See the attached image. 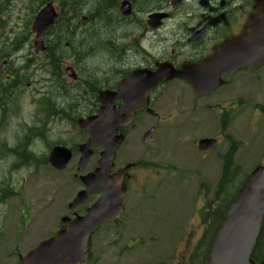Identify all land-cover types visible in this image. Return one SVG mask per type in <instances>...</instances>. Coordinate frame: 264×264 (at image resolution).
Instances as JSON below:
<instances>
[{"label":"rangeland","instance_id":"rangeland-1","mask_svg":"<svg viewBox=\"0 0 264 264\" xmlns=\"http://www.w3.org/2000/svg\"><path fill=\"white\" fill-rule=\"evenodd\" d=\"M97 1L98 6L96 2H92L90 6L84 8L85 14H88V11L91 12L92 20L89 23L87 20L85 21L87 23L86 25L80 26L84 36L88 35V39L80 52V55H84L81 57V62L84 64L89 63L93 54L97 53V50L93 52L91 49L93 39L95 38L93 36L95 32L93 26L99 24L102 19L106 18V14L108 15L111 11L109 0ZM102 3H104V7L101 8ZM38 5H40V0H35L32 6L30 0H10L6 3L4 9L7 12L12 10H15V12L9 15L5 11L0 13L1 26L12 25L15 27L13 35L9 32L11 30L10 27L5 29L0 27V56H3V53L7 52L9 58L15 62L13 63L14 67L17 65L21 66V60L25 59V51L23 49L16 51L15 49L21 46L23 41L21 34L22 32H26L27 7L29 8V13H35L36 11L32 10V8H36ZM7 35H10L11 39L14 40L12 45L11 41L6 40ZM57 35L61 36L62 32H58ZM68 40L77 41L78 34L73 36L68 33L62 41H57V51L61 49L62 51L65 50L67 59H72L71 50L67 46ZM94 63H96V60L92 61V65ZM84 64L80 67L82 71H87ZM247 75L250 78L248 81H246ZM255 75L256 73L253 75L240 73L230 80V83L225 84L218 92L209 96L207 100L199 101L200 105L214 103L215 106H221L222 104L223 107L230 109L231 118L228 125V132L239 142L235 145V148L238 150L235 164L236 166H241L242 175L244 173H250L260 161L264 160V70L258 72L256 77ZM1 80L2 78L0 77ZM172 86L174 87H170L167 91L164 90L163 94L159 96L158 109L162 114L161 122L159 123V131L154 136L151 146L156 149L154 155L155 157L157 156L159 162L163 164L174 163L175 166H181L188 170L191 179L185 182L183 188L176 180L170 186V201L172 200L175 206H182L184 201L190 200L189 194L184 190L195 193L197 185L199 188L201 187L202 182L192 181L194 179L201 178L206 181L211 189L207 199L212 198V191L215 189L220 176L221 165L220 161H218L213 168H208V170L204 171L202 164L199 165L192 160L185 162L175 150L176 148L179 149L183 155L190 158L192 156L201 158L205 167H208L207 161L212 157H219L218 154L215 156L208 155L207 157H201L192 145L191 138H188L187 141L184 139L178 140L183 132L180 133L177 131V126L181 124L179 128L193 130L192 124H188L186 121H177V119L170 121L167 125L163 123L168 119L164 113L165 109L175 105L176 102L174 99L176 97H182V94L172 97L174 93L182 92L186 95L188 93L187 86L183 83ZM27 93L30 94V92ZM73 93L75 94L74 91ZM178 101L180 100L178 99ZM183 101L185 102V100ZM186 104L190 106L191 103L186 102ZM2 109L3 103L0 101V150L3 149L5 141H7L9 146L19 144L21 140H24L22 146L28 145L33 140L34 132L31 134L28 126L32 124L35 118L36 110L34 107L27 105L23 113L20 111L14 112L9 118V121L5 120ZM211 114L214 115L213 112L208 110L204 113L205 121L208 124L207 128L200 131L187 132L189 137L220 135L219 122L214 125H211L212 120L209 122V116ZM38 118L39 121L32 126H40L42 115ZM67 120L72 122L68 117ZM20 122H26L28 125L23 127L19 124ZM200 124L194 130H198ZM51 128L54 129L55 126ZM144 129L138 126L133 131V135L136 137ZM28 133V137L25 138ZM35 140L37 141L38 139ZM53 140H55V137ZM223 144L228 147L226 140H223ZM143 149L144 147L139 149V154ZM35 150L36 154L40 156L37 153V144H35ZM9 151L0 153V264H18L20 255L25 256L41 241L55 233L59 228L61 217L65 214H70L66 208V203L72 197V190L74 188V182L70 180L71 169L63 172H54L45 164H39V167L36 166L35 164L37 162L39 163L37 160L33 161L32 166H20L17 168L15 165L17 163L15 162L19 160V155H22L21 153H15L8 157L10 154ZM217 153H225L224 147L217 151ZM205 172L207 177L205 176ZM198 173H200L199 176H197ZM148 183L150 184V180ZM12 190L13 192H11ZM159 192L160 194L162 193L160 190ZM154 194L156 193L150 189L148 191L142 190L141 195L136 198L130 197L129 210L132 209L131 206L135 205L136 213L126 215L123 221L130 222L135 228L137 226H154V222L148 223L144 219L142 220V212L140 210L152 214L151 211L155 205L170 209L165 203L158 204ZM4 198H7L4 202L5 204L2 203ZM183 210L185 211V208ZM186 214H188L187 221L193 215L192 205H189V212H186ZM180 216L183 218V214H180ZM112 238H118V232L114 231ZM112 238H108V230L106 227H102L93 237V256H91V259L86 264H129L132 256H140V250L143 247H151L147 244V239H145L143 244H136L131 251H118V244L110 245L109 243ZM176 248L177 245L174 243L173 249ZM152 254L159 256L161 253L153 248Z\"/></svg>","mask_w":264,"mask_h":264},{"label":"flooded vegetation","instance_id":"flooded-vegetation-1","mask_svg":"<svg viewBox=\"0 0 264 264\" xmlns=\"http://www.w3.org/2000/svg\"><path fill=\"white\" fill-rule=\"evenodd\" d=\"M116 1H118V19L113 18L112 23V17L108 15L104 19V28L95 30L93 34L95 38L92 47H101L107 53L104 66L100 71L88 74L87 71H82L80 65L74 64L73 71L76 76L67 80L70 87L67 92L72 90L75 94L72 92L73 94L65 99L59 98L52 101L50 108L45 110L44 124L48 127L57 120L63 122L64 112L72 113L68 117L72 123L67 125L70 132L54 133V129L51 132L57 137L55 145L68 147L72 151V159L68 167L71 166L75 171L72 174L76 177V188L79 186L84 189V184L80 180V173L83 172L77 171L78 162L83 154L80 146L87 142L89 136L87 133L80 134L82 130L78 125L79 120H76L77 123L74 122L75 114L87 118L98 113L101 107L99 101L101 93L107 90L118 91L120 83L137 70L155 71L160 63L165 62L172 63L176 68H181L186 64H202L204 60L217 54L219 46L224 41L241 35L245 31L249 17L259 13L254 0H127L132 4V11L131 14L124 15L121 11V3L124 0ZM56 8L60 11L58 5ZM155 13L165 14L159 27H154L152 24L151 16ZM214 19L216 24L211 25ZM201 22H203L202 25ZM207 23L210 26L204 28ZM72 32L82 33L81 29H73ZM53 47L48 46L49 49ZM112 59L119 60L112 61ZM231 77L233 76H224L225 84L230 83ZM147 78V75L142 76L145 81ZM140 82H142L141 78ZM180 83L186 84L187 87L190 86L187 80L180 79L167 81L158 88L150 89L145 87L144 83L125 84L121 89L122 95L116 99L117 107L125 105L126 100H129L130 104L141 106L136 110L134 122L129 127L119 125V132L125 135L126 144L123 143L118 149L115 166L111 172L113 174L117 170L130 166L124 182L132 198L138 197L141 190L152 189L154 181L158 179V174L155 173L154 152L149 146V143L153 144L155 133L151 134L146 141H144V136L151 129L155 131L158 129L159 96L164 90L167 91L170 87H174L172 85ZM190 87L189 89L193 90ZM178 94H182L181 98L185 100L191 93L186 95L176 92L172 97ZM146 95H148V103H143ZM204 99L206 98L193 96L192 107H184L186 113L190 116L196 115L194 107L200 106L199 101ZM48 117L50 118L46 121ZM138 126L145 129L135 137L133 131ZM142 142H145L146 146L139 154V149L143 148ZM101 151L102 148L94 151L85 165L84 172L93 171L98 166ZM46 156H43L45 161ZM142 166L149 170V173L143 172L147 176L145 178L134 173L135 170L142 171ZM152 190L155 191V189ZM131 207V210L128 208L125 212L126 215L136 213V206ZM107 224L108 238H112L114 231L118 232V238H112L110 243H118L119 251H131L136 244L144 242L145 239L149 243L157 242L155 226L135 228L128 221ZM147 258L153 261L155 259L154 254H149ZM134 261L135 264H141L142 258L135 257ZM152 264L167 263L154 261Z\"/></svg>","mask_w":264,"mask_h":264},{"label":"water","instance_id":"water-1","mask_svg":"<svg viewBox=\"0 0 264 264\" xmlns=\"http://www.w3.org/2000/svg\"><path fill=\"white\" fill-rule=\"evenodd\" d=\"M55 18L56 13L51 4L42 9L36 16L34 27H36L38 32L37 39L39 43H41L42 36L54 22ZM253 32L263 35L264 37V17ZM252 33L250 32V34ZM246 39L247 34L240 38V44H235L236 48H234V50L238 51V55L242 52H249L250 57L256 56V58L264 55V43L257 44L254 47H249L248 45V51L242 50L245 46L247 47ZM242 41L245 42L243 46L241 44ZM240 59H244V57ZM246 59L250 58L246 57ZM236 62L237 60L234 57L233 59L223 60L222 63H217V66L213 67L216 70L215 72L203 74L201 77L198 76L200 77L199 80L194 83L196 88L201 90V88L206 86V91L213 89L220 83L218 81L221 71L236 68ZM213 63H215V61ZM177 75L181 76L182 72L176 71L172 67L160 68L154 78L153 84L157 85L164 79L172 78ZM122 87L121 84L120 93L117 95H104L102 97V100L107 106L102 108L99 116L87 122L85 121L86 123L82 122L83 125L88 123L91 124L92 128H90V133L92 135V142L94 140L99 142L102 140V137L108 141L106 144L107 150L103 153L104 157L101 160L102 166L98 169V173L108 171L107 169L112 165L114 151L122 141L121 136H117V126L120 123L121 114L125 111L124 108H127L129 105V103L127 105L128 101L126 100L124 108L122 107L118 109L116 113H113V103L117 96L119 97L122 95ZM202 92H205V90H202ZM135 106L136 105L132 106L130 110H133ZM95 124H97L96 129L93 128ZM202 142L205 143L206 147H211L213 145L212 140H205ZM60 154L61 157L59 160L57 158ZM69 157V150L56 148L52 153L51 160L55 166L62 168L65 166ZM122 193L121 191L117 195L107 188L103 197L89 210L87 216L80 217L77 214L74 215L67 228H62L54 237L41 242L24 258L20 259V264H75L78 261H83L88 258L91 232L99 226L102 220L113 219L120 214L122 210L120 201ZM79 201L80 200H77V202ZM263 214L264 167L259 166L249 176L246 184L239 190L233 204L230 206L224 226L219 232L214 244L209 264H253L249 259V254L253 248L257 234L259 233ZM67 220H69V218L63 219L62 226L66 225ZM233 235H235V237ZM261 264H264V261Z\"/></svg>","mask_w":264,"mask_h":264},{"label":"trees","instance_id":"trees-1","mask_svg":"<svg viewBox=\"0 0 264 264\" xmlns=\"http://www.w3.org/2000/svg\"><path fill=\"white\" fill-rule=\"evenodd\" d=\"M8 0H0V13L4 10V5ZM235 149L232 148L225 157V167H224V176L222 179V190H220L217 194V201L220 205L219 209L217 210L218 213L224 214L225 208L229 202V196L233 195L234 192L239 188V186L244 182V180L239 179V175L231 171L233 166V156H234ZM231 194V195H230Z\"/></svg>","mask_w":264,"mask_h":264}]
</instances>
